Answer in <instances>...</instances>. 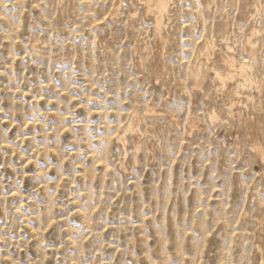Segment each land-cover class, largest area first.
Wrapping results in <instances>:
<instances>
[{
  "label": "rangeland",
  "instance_id": "rangeland-1",
  "mask_svg": "<svg viewBox=\"0 0 264 264\" xmlns=\"http://www.w3.org/2000/svg\"><path fill=\"white\" fill-rule=\"evenodd\" d=\"M151 2L0 0V264H264V0Z\"/></svg>",
  "mask_w": 264,
  "mask_h": 264
},
{
  "label": "bare ground",
  "instance_id": "bare-ground-1",
  "mask_svg": "<svg viewBox=\"0 0 264 264\" xmlns=\"http://www.w3.org/2000/svg\"><path fill=\"white\" fill-rule=\"evenodd\" d=\"M167 1L168 0H153V2H151V4H148V3H146L145 4V8L147 9V10H151L152 12H153V15H154V28H155V30L156 31H159L160 30V25L162 24L161 23V19H162V16H163V14H164V12L167 10ZM121 3V2H120ZM114 14V13H113ZM252 17V16H251ZM108 18V17H107ZM157 33V32H156ZM160 34V33H159ZM207 47V46H206ZM253 50V49H252ZM53 56V55H52ZM245 61V60H244ZM227 62H228V65L229 66H231L232 65V63H233V61H232V59H229V60H227ZM246 65H248L246 62H244L243 63V65L240 67V69H241V71H240V75L242 76V80H243V84L244 83H247L246 81H248V80H250V77H249V75H248V73L246 72V68H247V66ZM216 69V68H215ZM249 71V70H248ZM216 76L220 79V81H221V83L222 84H224V81L227 79V78H230L231 77V72H227L225 75H223L221 72H216ZM198 78V77H197ZM238 84V83H237ZM240 84V83H239ZM238 84V85H239ZM242 84V85H243ZM248 84V83H247ZM246 84V85H247ZM241 85V84H240ZM245 85V84H244ZM235 92V91H234ZM237 94V93H236ZM134 111H136V110H134ZM138 115V114H137ZM126 116V115H125ZM130 116V115H129ZM208 118L212 121L213 119L212 118H215V117H217L218 115H217V113H214V112H211V113H209L208 115ZM140 122V121H139ZM29 123H30V121H29ZM31 123H33L32 121H31ZM30 123V124H31ZM135 123H136V118H135V116L134 115H132L131 116V118L127 121V123L125 124V126H124V132H128V131H131V130H133L134 129V127H135ZM33 125H34V123H33ZM139 125V124H138ZM116 131H118L117 130V128L115 129ZM139 130V129H138ZM135 131V130H134ZM133 132V131H132ZM118 133V132H117ZM115 137H116V135H115ZM108 139V138H107ZM118 140H121V139H123V136H118V138H117ZM126 140V139H125ZM117 141V140H116ZM257 144V143H256ZM258 145H259V143H258ZM3 146V145H2ZM260 147H261V145H259ZM260 147H258V146H256L255 147V149H256V155H257V157H259V159H262V154L263 153H261V150H259L258 148H260ZM254 148V147H253ZM254 149V150H255ZM258 149V150H257ZM261 149V148H260ZM103 151H104V149H103ZM100 154V153H99ZM97 158V157H96ZM98 159V158H97ZM96 159V160H97ZM101 159V158H100ZM101 161V160H100ZM263 161V160H262ZM106 162V161H105ZM106 164V163H105ZM108 165V164H107ZM105 166V165H104ZM104 166H103V168H104ZM106 167V166H105ZM108 167V166H107ZM106 167V168H107ZM264 263V262H263Z\"/></svg>",
  "mask_w": 264,
  "mask_h": 264
}]
</instances>
